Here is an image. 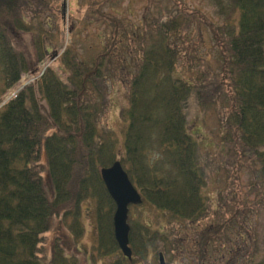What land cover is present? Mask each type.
I'll return each mask as SVG.
<instances>
[{
    "label": "trees",
    "instance_id": "16d2710c",
    "mask_svg": "<svg viewBox=\"0 0 264 264\" xmlns=\"http://www.w3.org/2000/svg\"><path fill=\"white\" fill-rule=\"evenodd\" d=\"M54 4L0 0V100L24 84L0 108V264H82L77 256L82 251L84 205L92 208L97 228L96 245L84 250L86 264H159L161 253L168 264L191 257L188 264H203L210 244L206 227L210 233L216 208L203 193L205 164L187 113L193 100L202 113L221 116L224 133L217 138L231 177L219 193V210L229 207L226 195L236 196L228 228L215 227V239L233 221L242 228L249 213L246 197L236 187L243 168L252 176L250 187L264 190V0L228 1L222 25L209 26L218 48V70L204 66L192 53L195 66L189 70L195 79L176 71L184 58L180 45L186 43L190 16L180 9L177 16L169 14L163 0L157 17L144 16L140 36L133 38L115 23L116 37L91 61H82L68 47L58 69L49 65L35 75L55 46L44 22L33 31L22 14L27 9L36 15L51 13ZM91 9L92 14L100 12L99 5ZM24 34L33 39L32 51L15 44L14 39L22 45ZM27 77L34 79L28 82ZM116 84L124 87L127 103L120 113L125 125L122 152L115 150L114 134L102 123L110 105L109 87ZM116 162L170 228L162 232L130 225L132 261L115 242V204L100 176ZM256 198L258 208H264V199ZM202 222L207 224L197 230ZM65 230L70 244L61 238ZM254 257L249 256L250 264H264V257L258 262Z\"/></svg>",
    "mask_w": 264,
    "mask_h": 264
},
{
    "label": "rangeland",
    "instance_id": "374dc122",
    "mask_svg": "<svg viewBox=\"0 0 264 264\" xmlns=\"http://www.w3.org/2000/svg\"><path fill=\"white\" fill-rule=\"evenodd\" d=\"M228 1L230 0H163L165 9L167 12H171L169 14L177 16L180 9L182 14L188 17L190 16V23H188V30L186 31L188 32L185 38L186 43L180 45V49H184V52L181 53V56H184V58L176 70L180 76L196 78L189 70L191 66H195L194 60L192 59L196 57L193 55L195 53L198 56L196 58H199L204 66L206 64L215 71L218 70V48L214 44L209 26L222 25L225 19L221 13L223 8L228 4ZM54 2L55 4L51 13L41 12L39 15H36L32 10L27 9L22 14V21L25 22L26 26L32 27L33 31L37 29L38 23L44 22V30L49 35V41L53 47L55 46V51L39 65L40 71L35 75H40L49 65L54 69H58L61 65V56L68 47H72L75 51L74 53L82 61H91V59L99 55L101 52L99 49L105 47L112 37L115 36V23L120 24V29H124L130 36L133 35L134 38L136 35H141V28L145 29L144 16L147 14L148 19H151L157 17L161 11L157 7L160 0H153L152 4L149 3V0H54ZM94 5L100 6V12L98 14H92L89 11ZM101 15H104L105 18H102ZM20 40L22 41V45L14 39L19 49L24 52L32 51L33 39L29 34L20 36ZM124 45L125 47L129 46L130 39L125 41ZM199 59H197V63ZM33 79V77H27L25 80L30 82ZM207 80H209L208 84H213L211 78ZM17 86L11 89L0 100V108L16 92H19L24 84L18 88ZM124 95V87L118 84L110 85V105L107 107L102 120L103 125L114 134L116 142V146H114L117 152H122L123 150L125 125L121 122L120 113L121 109L127 106ZM212 116L210 113H202L192 100L187 113L189 130L196 137L203 157V163L205 164L207 185L203 193L215 206V219H217L210 233V226L206 227L207 240L210 241V244L208 257L205 258L203 264H250L248 260L251 254L255 255L254 261L258 262L264 257V208H258L261 202H257L256 197L260 196L262 197L261 199H264V190L262 188L253 190L250 187L252 176L244 168L238 174V185H235L242 189L246 197V206L244 207L249 210L244 225L241 228L237 222L234 224L233 221L230 225H233L232 228L227 230L223 236L215 239L213 237L215 227L228 228L226 225L228 215L231 213L229 210L235 206L232 200L236 195L235 193L226 195V202L224 204H228L229 207L219 210V193L229 183L227 178L231 175V171L229 172L228 169V163L225 159L226 155L222 152L223 146L218 143L219 139L217 138V136L224 133V130L220 129L223 125L218 123V119L221 116L217 112L215 117ZM148 154L151 156V153L146 151V155ZM152 158H157V155L152 153ZM255 202H257L256 206L254 205ZM91 213L92 208L84 205L82 218L84 235L81 246H78L79 250L82 251L77 256L82 264L87 263L84 250H92L97 242L95 217ZM128 221L130 225L144 224L150 229L160 230L162 232L170 230L167 219L146 202L139 207H132L130 209ZM57 224L58 220L55 221V228ZM206 224L202 222L201 226L197 225V230L202 229ZM178 225H176V230L182 226L180 225L179 227ZM53 234L51 233L48 236V242L46 243L49 253ZM61 238L65 244H70L71 236L67 234L66 230L62 231ZM74 249L75 247L72 246V252ZM67 254L70 255L68 252ZM169 257L172 259L170 255ZM48 258H50V254H48ZM191 259L193 261V257ZM191 259L186 258L181 264H188ZM167 262L168 260L165 259V264H168ZM140 264L147 263L141 262Z\"/></svg>",
    "mask_w": 264,
    "mask_h": 264
},
{
    "label": "water",
    "instance_id": "95a60500",
    "mask_svg": "<svg viewBox=\"0 0 264 264\" xmlns=\"http://www.w3.org/2000/svg\"><path fill=\"white\" fill-rule=\"evenodd\" d=\"M104 185L116 204L114 216V236L122 254L131 259L132 252L129 248V226L127 224L129 206H138L142 203L141 197L132 186L126 173L119 163L111 168L101 171ZM163 264V258L160 256Z\"/></svg>",
    "mask_w": 264,
    "mask_h": 264
}]
</instances>
